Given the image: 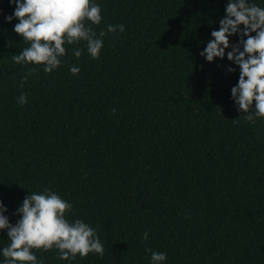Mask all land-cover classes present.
<instances>
[{"label": "trees", "instance_id": "1", "mask_svg": "<svg viewBox=\"0 0 264 264\" xmlns=\"http://www.w3.org/2000/svg\"><path fill=\"white\" fill-rule=\"evenodd\" d=\"M96 2L100 57L84 42L65 45L57 70L27 76L12 56L29 45L18 20H5L15 6L0 0V201L10 223L47 189L72 204L70 221L95 229L104 254L33 250L43 264H150L153 251L167 264H264V118L237 110L239 66L200 55L228 0ZM7 238L0 232V248Z\"/></svg>", "mask_w": 264, "mask_h": 264}, {"label": "clouds", "instance_id": "2", "mask_svg": "<svg viewBox=\"0 0 264 264\" xmlns=\"http://www.w3.org/2000/svg\"><path fill=\"white\" fill-rule=\"evenodd\" d=\"M10 4L15 6L14 12L5 20H18L13 30L29 45L12 58L16 64L28 67L27 76L37 72L39 66L45 73L57 70L66 55L65 45L84 42L92 59L100 57L106 32L97 36L89 25H99L103 19L96 0H10ZM225 13L219 30L211 32L200 55L207 62L227 57L239 66L238 84L232 87L231 95L237 110L251 123L264 118V6L252 0H228ZM117 28L125 30L124 25H108L107 32L115 33ZM233 36H239L236 43L230 42ZM73 55L79 58L82 51L73 49ZM235 70L228 68L229 72ZM70 72L78 75L80 68L72 66ZM18 102L27 104L26 95L22 93ZM71 209L72 204L56 192H31L18 207L16 214L21 218L13 225L5 214L7 207L0 201V232L7 230L9 240L0 248V264H43L33 251L40 249L55 248L59 260L75 259L77 255L103 256L104 247L95 229L82 219L70 221L66 213ZM148 235L144 233L145 240ZM167 259L166 253L153 251L150 264H167Z\"/></svg>", "mask_w": 264, "mask_h": 264}, {"label": "water", "instance_id": "3", "mask_svg": "<svg viewBox=\"0 0 264 264\" xmlns=\"http://www.w3.org/2000/svg\"><path fill=\"white\" fill-rule=\"evenodd\" d=\"M1 72H2V71L0 70V74H1Z\"/></svg>", "mask_w": 264, "mask_h": 264}]
</instances>
